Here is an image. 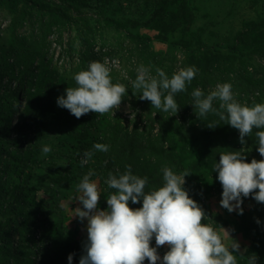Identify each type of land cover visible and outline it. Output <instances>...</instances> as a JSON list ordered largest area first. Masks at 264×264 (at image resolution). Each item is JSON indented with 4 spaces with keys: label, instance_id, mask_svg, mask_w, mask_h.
Returning <instances> with one entry per match:
<instances>
[{
    "label": "rangeland",
    "instance_id": "1",
    "mask_svg": "<svg viewBox=\"0 0 264 264\" xmlns=\"http://www.w3.org/2000/svg\"><path fill=\"white\" fill-rule=\"evenodd\" d=\"M38 1L40 9L23 0H0V229L10 230L13 240L12 249L6 250L4 238H0V264H32V260L34 264H67L69 253L77 264L86 239V221L74 216L79 207L75 188L88 168L81 163L84 159L76 162L75 131L60 127L58 119L75 122V130H80L84 127L81 117L91 115L97 121L101 115L90 111L77 119L57 107L55 100L67 87L76 86L75 73L87 69L81 54L93 49L100 62L107 61L114 84L130 81L140 65L149 75L156 74L151 55L160 61L157 68L171 76L183 68L191 49L209 51L210 60L212 50L227 53L245 24L264 20V0H188L186 4L176 0L168 9L175 17L161 21L151 19L153 0H89L87 7L71 9L61 0ZM255 36L249 43L254 47H239L233 61L239 69V62L248 56L245 63L256 72L258 85L247 98L264 103V44L260 43L264 37L261 33ZM238 75L229 72L221 81L209 80L205 89L197 88L207 93L217 83L233 85ZM233 87L237 99L240 93L237 85ZM245 87L242 84L241 89ZM125 101L123 96L117 109L103 115L130 127L138 119ZM27 113L38 122L27 124L18 138L19 121ZM6 117L12 118L9 128L3 122ZM42 145L50 146L47 155L41 154ZM245 148L252 159H262L254 145L246 141ZM90 181L96 183L100 197L99 182ZM220 198L221 192L210 194L208 209L221 215L226 223L222 228L231 229L230 239L238 242L241 255L250 253L248 237L256 235L253 223L258 217L252 202L243 200V213L237 215L221 208ZM261 228L264 230V220ZM217 232L229 246L231 240L221 229ZM166 250L160 246L158 254L162 256ZM143 264H148L146 259Z\"/></svg>",
    "mask_w": 264,
    "mask_h": 264
},
{
    "label": "clouds",
    "instance_id": "2",
    "mask_svg": "<svg viewBox=\"0 0 264 264\" xmlns=\"http://www.w3.org/2000/svg\"><path fill=\"white\" fill-rule=\"evenodd\" d=\"M197 71L195 66H188L169 77L157 68L155 76H151L148 69L140 65L131 88L139 90V99L149 101L152 107L177 113L174 95L185 91ZM72 79L76 86L67 87L55 103L77 119L90 111L103 115L117 109L126 95L125 85L111 82L107 61L89 62L87 69L75 73ZM190 95L195 116L214 114L238 131L240 150L219 153L218 161L212 165V173L216 174L215 180L222 189L219 206L228 213L235 211L241 215L243 198L250 195L253 201L264 205V103L248 106L237 102L227 82L217 83L207 93L194 88ZM249 134L255 137V150L262 158L259 161L253 158L245 162L248 149L245 137ZM108 147L94 143L92 150L84 153L82 165L91 159L93 151L107 152ZM50 150L48 145L40 148L42 155ZM161 172V185L148 192L144 191L148 178L131 174L130 166L118 177L109 173L105 183L116 191L105 200L106 209L101 210L97 207V185L90 181L93 172L89 169L75 188L74 199L79 207L74 209V216L86 221V239L77 264H143L145 259L148 264H236V257L241 254L240 245L230 239L231 229L220 227L221 233L231 240L226 246L220 233L208 223H201L208 217L184 188V178L189 174H177L168 167H163ZM129 203H139L140 207L130 208ZM255 223L261 222L256 219ZM152 241L154 246H150ZM160 246L167 247L162 256L158 254ZM66 260L67 264H73V254L69 253ZM256 262L254 253L247 255L246 264Z\"/></svg>",
    "mask_w": 264,
    "mask_h": 264
},
{
    "label": "trees",
    "instance_id": "3",
    "mask_svg": "<svg viewBox=\"0 0 264 264\" xmlns=\"http://www.w3.org/2000/svg\"><path fill=\"white\" fill-rule=\"evenodd\" d=\"M23 1L40 9L38 0ZM88 1L61 0V3L68 9H71L74 6L87 7L88 3L85 2ZM180 1L186 4L188 0ZM12 2L15 3V0H12ZM153 2L154 9L151 19L161 21L162 19L172 20L175 17L174 11L168 9L170 5L176 3V0H153ZM118 26L121 28L120 24ZM146 26H148V23ZM258 33H261L264 37V20L245 24L236 34L234 46L227 53L212 50L210 55L214 56L213 60L209 59V51L205 52L202 49L196 48L191 49L189 56L185 57L183 68L195 66L198 71L191 83L186 84L185 91L174 95V100L178 105L177 113L162 112L152 107L149 101L140 100V91L131 88V81L135 79V75L131 74L130 81L121 82L126 87L125 102L139 120H133L130 127L122 125L121 120L113 119L109 115H101L97 121L91 115L81 117V123H83L84 127L80 130H75V122H66L65 118H62V121L58 119L60 127H69L72 133L74 131L76 133L74 137L78 150L76 162L80 159H85L84 153L92 150L94 143H102L109 146L107 152L93 151L91 159L86 163L88 171L91 169L93 172V175L89 177L90 180H97L100 184V197L97 207L105 210L107 207L105 200L110 194H115L116 190L108 188L105 183L109 173L118 177L124 173L126 166H130L131 174L148 178L144 188V191L148 192L161 185V169L168 167L174 173L187 172L189 174L184 178V188L187 190L190 198L201 207L208 217L205 221L202 219L201 223H208L215 231L226 225L220 214L213 213L208 209L206 201L210 194L222 191L220 184L215 180L216 174L212 173V165L215 161H218L219 153L240 150L241 145L237 139L238 131L225 125V122L220 121L214 114H208L205 117L195 116V109L191 106L192 97L190 93L197 87L205 89L209 85V80L221 81L229 72L234 74H238L239 72L236 80L237 83L231 85L232 87L237 85L236 89L240 93V96L235 100L241 104L245 102L244 105L248 106H251L253 103H259L258 98L253 102L247 98L255 92L258 85V81L255 80L256 72L254 69L249 70L251 67L245 63L248 56L243 63L239 62L241 64L239 69L236 68L237 66L233 61L237 55L236 53L241 50H239V47H243V50L254 47V45L249 43L256 39L255 35ZM129 36L133 39L141 38L137 35L129 34ZM156 39L166 42L162 37H157ZM144 40L149 42L148 37H144ZM260 43L264 44V39ZM255 47L257 48V45ZM151 56L154 59L150 64L157 69L160 61H155V56ZM80 57L82 61L88 63L91 61H101V57L93 49L85 51ZM226 65L228 69H225ZM242 84H246L243 90L241 89ZM15 96L23 99L22 94L19 95L17 93ZM214 106H217V103ZM3 122L9 128L12 118L6 117ZM37 122V119L30 120L27 113L19 121L20 133L17 137L21 138L24 135L23 131L27 124L33 125ZM210 124H213L215 127L209 128ZM255 131L256 129L253 130V132ZM254 140L253 134L245 137V141L250 145H254ZM251 160L252 158L246 150L245 162H250ZM243 200L252 202L254 211L258 216L255 220L259 219L260 222L264 220V205L253 201L251 195L248 198H243ZM129 207L138 208L140 204L132 205L129 203ZM255 220L253 225L256 228V235L248 237L251 241V245L249 246L250 253L237 255L236 264H246L247 255L253 253L257 256L256 264H264V230L261 228V223L257 225ZM0 238H4L5 240L4 248L11 250L13 240L10 230L5 228L0 229ZM31 263L34 264L35 260H32Z\"/></svg>",
    "mask_w": 264,
    "mask_h": 264
}]
</instances>
